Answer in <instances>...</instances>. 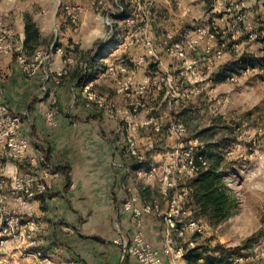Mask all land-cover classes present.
Instances as JSON below:
<instances>
[{
    "label": "rangeland",
    "instance_id": "obj_1",
    "mask_svg": "<svg viewBox=\"0 0 264 264\" xmlns=\"http://www.w3.org/2000/svg\"><path fill=\"white\" fill-rule=\"evenodd\" d=\"M106 1L108 10L115 8L114 0ZM183 1L182 7L178 9L179 13L176 19L172 20L166 14H159L165 13L163 11L166 8L162 4L157 5L155 9H150L155 14L151 21L140 19L136 27H127L122 21H118L114 24L113 29L106 23L105 12L98 13L90 6L91 9L86 13L85 23L83 21L82 24L85 29H78L77 32L74 30V33L80 35V42L77 44L67 42L65 48L59 49H62L63 56L77 60L78 67L81 69L82 64V68L86 67L82 62L86 47H93L97 41H108L107 55L112 54L110 57L114 55L121 59L130 51V48H125L128 47V42L137 43L138 40V44H144L146 48L138 49L140 52L131 57L143 59L144 73L153 75L157 69L154 70L151 66L156 65L155 61L158 62L159 60L149 53L146 44L149 37L154 39L150 33L152 29H156L164 35L173 34V39L177 37V40L183 44L186 43V36L181 34L180 29L198 27L202 24H215L217 27L227 30L225 37L228 43L227 57L222 62L223 64H217L212 71L207 68L202 47H198L196 50L186 47L187 58L196 61L192 68L186 67L184 59L170 55L165 48L161 55L159 54L160 51L156 52L158 58H165L164 64H166L161 66L163 70L157 72L160 75L170 73L174 77L171 93L164 99L166 106H168L170 99L173 100V110L169 112L162 106L160 117H148V115L144 117L141 113L135 117L130 115V109L123 100L125 96L118 94L117 89L119 81L122 84L128 83L129 89H132L133 85L125 79L126 77H123L120 68L115 72V77L119 81L108 77V80L101 82L103 85L112 84V87L110 86V89L113 90L111 93H104L96 89L94 85L93 89L104 96L105 102L113 110L114 118L110 120H117L126 126L130 124L129 131L126 130V133L137 141L139 152L141 151L139 137L142 130L147 128L143 130V135L150 139L142 147L147 151L157 150L161 154L162 161L160 164L152 166L157 171L154 178H157L160 183L162 182V170L169 163L176 165L182 155V150L194 145L196 139L206 145L213 144L210 148L209 169L214 168L221 174L219 190L223 193L224 199L225 195L228 197L227 202L229 204L224 206L228 217L219 223H213L198 209L187 207L185 202L183 206L190 212L189 218L199 219L204 228L202 234H189L187 236L191 238L190 240L193 241L194 245L189 247L201 245L212 250L219 243L225 248L237 250L233 258L226 256L221 259L220 264H264V39L259 42H248L246 36L241 35L242 31L233 30L250 29L249 25L253 29H264V0H225L222 3L218 0ZM56 4L59 6V1ZM237 4L241 8L240 12L246 15L245 23L236 21L239 11V8L236 7ZM229 8H231L230 11ZM156 9L158 10L157 13ZM147 21L149 22L147 29H136ZM233 25H235L234 28ZM28 29L32 28L28 27ZM65 31L67 29H63L60 22L56 21L53 29L46 37L40 33L37 34L36 29H32L28 33V38L38 44L44 43L46 39L50 38L51 42L48 43V49H42L44 53H52L50 59L53 54L58 53L54 43H61L60 40ZM163 41L164 39L161 42ZM236 42L241 43L238 51H234L229 46L230 43L236 44ZM79 46H82V49ZM26 49L27 46L25 45V52ZM234 54L246 55L245 60L250 54L252 56L258 55L262 61L260 64L249 61V65L254 66L257 70L241 72L238 69L236 81H218L215 75L221 66L227 63L225 61L230 57L235 58ZM73 62L66 64L71 65ZM74 65L77 66V64ZM197 89L200 92L195 94ZM130 93L135 94L133 90ZM165 94L164 91V97ZM78 100L74 93L72 97L74 107L79 103ZM57 106L58 111H60L59 102ZM147 106L149 110L148 102ZM86 109H94L104 118L109 119L102 110L96 107ZM11 113L14 114L12 111ZM23 115L20 116L23 117ZM175 118L187 129V133L181 140L176 139L168 129L171 121ZM147 120H151L153 123L143 125L142 123ZM156 123L161 125L160 131L156 129ZM31 126V124H25V127L31 128ZM4 131L1 129L0 134ZM29 131L31 133V130ZM161 132L163 137L171 136L174 139L170 146L156 147L155 135ZM40 142L45 145L42 140ZM151 142L154 143L153 148L149 147ZM4 148V146L0 147V264L75 263L72 258L64 263L65 259L53 248L59 241L61 243V240L55 239L54 242L46 245L41 242L44 235L39 233L44 223V216L40 210L45 209L43 202L46 191L49 189L48 185L53 179L50 174H54L56 170L55 164L53 163L52 171L46 169L43 159L47 154L43 155L42 148L40 149L42 157L40 156V162L37 159L36 163L29 155L22 159L6 158L3 153ZM171 153H175L174 161L170 158ZM47 161L52 163L49 159ZM41 162L44 169L37 168ZM25 173L35 175L39 183L45 185V192L40 194L36 188L33 196H23L20 199L24 185L21 180L25 179ZM187 180L186 177L177 179L178 192L187 187L183 186ZM28 202L32 203V206H28ZM28 213L32 215L28 216ZM32 218L41 224L35 235L36 243L30 245L24 241L27 239L29 231L24 225Z\"/></svg>",
    "mask_w": 264,
    "mask_h": 264
},
{
    "label": "crops",
    "instance_id": "obj_2",
    "mask_svg": "<svg viewBox=\"0 0 264 264\" xmlns=\"http://www.w3.org/2000/svg\"><path fill=\"white\" fill-rule=\"evenodd\" d=\"M58 1L81 4L87 12L91 9L89 0H0V16L10 22L16 41L28 61L34 60L37 51L47 50L48 43L51 42L50 38L39 44L30 39L26 42L32 29L46 37L56 21L65 28L62 10L56 4ZM85 19L86 16L84 23ZM28 25L32 29H27ZM82 28L85 29L83 26ZM150 33L154 37L155 51H160L161 55V52H164L161 41L165 35L156 29H152ZM79 36L74 33L76 43L80 42ZM60 42L64 43L58 49L67 46L64 38H61ZM130 42L128 47H125L130 48L128 55L120 59L114 55L110 57L112 54H109L102 60L106 68L100 70L92 81L96 89L107 94L113 91L110 89L111 83H101L108 80V77L116 79L110 70L112 67L118 68L116 70L127 68V72L122 75L133 85L128 93L131 90L135 92L144 83L145 64L140 63L138 57L131 56H136V53L140 52L138 49L146 47L144 44H138V40L137 43ZM79 48L82 49V46ZM91 48L92 46L86 47L85 51ZM19 53L0 54V104H7L16 115L24 114L21 135L29 140L28 155L35 163L42 157L40 147L36 144V140L40 139L45 144L41 145L47 150L52 163L56 166L63 163L71 169L69 186L63 172L50 174L53 179L44 198L45 209L40 210L44 216V223L39 232L44 235L41 242L47 245L55 239L61 240V243L59 241L53 248L65 259L64 263L71 258L75 262L68 264H141L134 257L123 259L122 248L114 243V239L121 234L127 239H132L137 231L132 214L123 208L126 199L134 196L138 206L151 204L160 210L161 215L156 212L144 214L142 220L146 241L163 250L168 232L164 213L170 208V199L163 196L161 183L157 178L136 175L140 166L151 168L162 161V156L157 150L147 151L142 147L150 139L143 135V130L147 128L142 130L139 137L140 153L145 156L141 164L129 152L126 130L129 131L130 124L126 126L117 120L104 118L94 109H86L82 98H79L77 106L72 105L74 85L80 72L77 60L67 65L66 56L55 53L42 63L34 75L27 76L17 59ZM259 58L258 55L250 54L247 60L260 64L262 60ZM164 61L165 58L160 57L158 62L155 61L157 70H163L161 66L166 65ZM65 65L69 66L68 72L57 85L60 110L57 116L58 125L53 128L45 120L50 97L43 95V77L44 72L49 71L53 78L48 85L54 86L58 72ZM136 97L137 94H133V98ZM145 98L150 108L146 109L148 112H141L144 117H160L162 106L168 109L166 103L164 104V91L150 87ZM25 124L32 126L28 128ZM172 142L174 139L171 136L163 137L162 132L155 135L157 148L168 147ZM37 168L44 169L42 162ZM190 239L186 237L184 241ZM165 260L169 263L168 259ZM178 263L188 264L185 257L179 259Z\"/></svg>",
    "mask_w": 264,
    "mask_h": 264
},
{
    "label": "built area",
    "instance_id": "obj_3",
    "mask_svg": "<svg viewBox=\"0 0 264 264\" xmlns=\"http://www.w3.org/2000/svg\"><path fill=\"white\" fill-rule=\"evenodd\" d=\"M89 1L90 6L96 12H105L104 15L106 23L109 27H111V29L114 28V24L117 23V19L121 17L125 12H128V16L120 21L126 24L127 27H136L140 22V19H148L151 21V18L154 17L155 14H153L150 9H155L157 5L162 4L166 8L165 11H163L165 13L159 14H166L172 20L176 19L179 13L178 9L182 7L184 2L183 0H114L115 8L108 10L106 0ZM218 1L222 3L225 0ZM59 6L64 16L73 26V29L76 32L78 31V29H81L84 17L87 13L86 8L81 4H71L63 1L59 2ZM236 7L239 8L236 21L245 23L246 15L240 12L241 8L238 4L236 5ZM228 10L230 11L231 8H229ZM157 12L158 10L156 11V13ZM147 22H145L141 26H138L136 29H147L149 24V22ZM234 26L235 25H233V28ZM249 28L250 29L233 30H236L237 32L242 31L241 35H245L248 42H259L264 39V29H253L251 25H249ZM180 30L181 34H185L186 36V43H184L186 45H184L183 42L178 41L177 37L173 39V34L168 33L164 36L162 47H164L170 55L184 59L186 67L192 68V65L196 62L194 59L187 58V46L191 50H196L198 47L203 48L205 63L210 71H212L213 68L217 66V64L222 63L227 57L228 43L225 40L227 33L226 29H221L215 24H202L198 27H190ZM146 44L149 48V53L159 60L156 55L154 40L149 37L146 41ZM240 44L241 43L238 42H236V44L230 43L229 46L232 47L234 51H238ZM57 51L58 53L62 54V49H57ZM13 52H20L19 54H17V59L22 66L23 72L27 76L34 75L36 71L41 67L42 63L47 61L52 54L48 52L44 53L42 51H37L34 56V60L28 61L25 58L24 54H22V47L18 45V42L16 41L15 34L10 27V22L4 17L0 16V54H9ZM237 54L239 53L237 52ZM237 54L233 55L235 58L230 57L225 62L237 61L236 63L239 67L238 69H240L239 71L241 72L257 70L255 67H245L244 60H242V58H246V55L238 56ZM72 61V57H66L65 59L66 63H70ZM143 62L144 60L141 59L140 63ZM110 70L113 74H115V68L112 67ZM157 71H155V74L153 75L146 74L144 83L140 85V87L134 92L135 94H137L136 98H133V94L128 93V83L122 84V82L119 81L118 78H116V80L119 81L117 92L118 94H122L125 96V102L130 109V115L132 117L139 115L143 110L147 109L148 106L145 95L150 87L158 91H165V98H167V96L171 93L174 77L170 73H163L164 75H160ZM67 72L68 67L65 65L58 72L54 82V86L48 85L49 81H51V79L53 78L52 74L49 71L44 72L42 92L43 95L47 94L50 97V105L45 113V120L47 124L53 128L57 127L58 125L57 116L59 114V111L57 106V85H59L61 78L65 74H67ZM120 72L126 73L127 68L121 67ZM237 72L238 70L229 74L226 80L236 81ZM199 92L200 90L197 89L195 91V94H198ZM82 95L84 97V106L86 108L96 107L99 110H102L107 118H114L113 110L108 106L109 104L105 102L104 96L98 94L93 89L92 82L86 84L82 88ZM224 101L227 100L224 99ZM168 110L169 112L173 110L172 99H170L168 102ZM23 118L24 117H21L20 115L12 114L11 109L7 104H0V130H5L0 134V147H5V151H3V153L6 158L22 159L28 155L30 142L27 138L21 135ZM152 123L153 122L151 120H147L142 124L151 125ZM160 127L161 125H158L156 123V129L160 131ZM133 129H135V127H133ZM168 129L178 140H181L187 133V129L184 124L178 122L176 118L171 121ZM126 138L129 143L130 154L136 158L138 163H142L144 161V155L138 151L137 141L133 139L130 134H127ZM36 144L40 147V149L42 148L43 155L46 154L47 150L44 148V146L41 145V142L39 140H36ZM205 146L206 144L204 142L198 141V139H196L194 141V145H191L189 148L182 150V155L179 157L176 165H172L169 163L164 168V170H162L161 191L164 197L170 199V208L164 213V219L168 225V232L166 244L163 250L153 247L146 241L145 234L143 232L142 220L144 214L156 212L159 215L160 210L157 208V206L155 207L151 204H143L142 206H138L137 199L134 196H130L126 199L123 204V208L126 212L132 214L133 218L136 221L137 231L132 239H127L122 234L114 239V243L122 248L123 259L130 256L136 258L141 264H179L178 260L184 257L187 250L191 248L189 246L193 245L192 240L186 242L184 241L187 235H199L204 232V228L200 220L194 217L189 218L190 212L186 209L185 206H183L190 192V189L186 187L182 188L181 191L178 192V184L176 181L177 179L182 177L191 179L197 176L200 172L207 170L210 167L209 160L200 153L201 150L205 148ZM149 147L153 148L154 143L151 142L149 144ZM174 155L175 153H171L170 158L172 159V161H174ZM46 158L47 157H44L43 159L46 165V169H53V163L50 164ZM156 173L157 171H155V169L152 167L149 169L139 167L136 170V175L139 177L152 178L155 177ZM176 173L177 175L175 176ZM24 177L25 179L21 180L24 185L22 186L23 194L20 196V199H22L23 196H33L34 189L36 188L38 190V193L40 194L45 192V185L43 183H39V180L35 175H33L32 173H25ZM27 205L32 206V203L28 202ZM31 215V213H28V216ZM40 224L41 223L34 221L33 218L26 222L24 226L26 227V230L28 228L29 231L27 239L24 240L25 242H28L30 245L36 243L35 235L37 233V230L39 229ZM173 233L175 234V236ZM165 259H168L169 263H167Z\"/></svg>",
    "mask_w": 264,
    "mask_h": 264
},
{
    "label": "trees",
    "instance_id": "obj_4",
    "mask_svg": "<svg viewBox=\"0 0 264 264\" xmlns=\"http://www.w3.org/2000/svg\"><path fill=\"white\" fill-rule=\"evenodd\" d=\"M128 16V12L123 13L121 17L117 19V22L125 19ZM63 19L66 23L64 29L67 31L63 32V38L65 43H73L77 44L74 37V29L70 24L69 20L64 16ZM29 25L27 26L28 29ZM27 38L26 42L28 41ZM72 41V42H71ZM67 43V44H68ZM55 50L60 47L59 43H54ZM72 47V45H71ZM73 48V47H72ZM109 48L108 41L102 42L99 40L95 43V45L85 51L83 53L82 62L86 67H80V72L76 78L75 82V90L74 93L77 98H82L84 101V97L82 95V88L92 82L96 75L99 74L100 70L105 69L106 65L103 64L102 60L107 56V49ZM78 52V51H77ZM244 60V66H252L249 65V60ZM237 61H229L221 66L219 72L215 75L218 81H226V78L229 74L238 70ZM153 69L157 68V65H152ZM254 67V66H252ZM158 69V68H157ZM213 144H208L204 149L201 150V154L205 156L208 160L210 157V148ZM47 154V159H49V154ZM45 154V155H46ZM142 164V163H141ZM144 167V166H140ZM145 168V167H144ZM147 168V167H146ZM210 168V167H209ZM204 170L200 172L197 176L188 179L187 182L183 186H187L190 189V192L186 198V206L193 209L196 208L200 211V213L204 214L210 221L213 223H219L225 220L228 217L224 206L225 204H229L227 202L228 197L225 195V199L223 198V193L219 190V184L221 182V174L216 171L214 168ZM55 172L61 171L66 175V181L68 186L70 185V167L69 165H64L61 163L60 165H55ZM149 169V168H147ZM182 186V185H181ZM227 202V203H226ZM237 253L236 249L225 248L219 243L216 244L212 250L206 249L203 246L199 245L196 247L189 248L185 254V258L188 264H220L221 259L224 257L233 258ZM127 258V257H126ZM125 258V259H126Z\"/></svg>",
    "mask_w": 264,
    "mask_h": 264
}]
</instances>
